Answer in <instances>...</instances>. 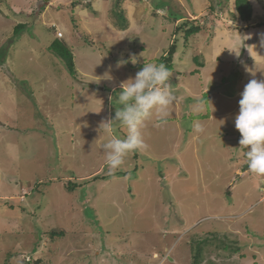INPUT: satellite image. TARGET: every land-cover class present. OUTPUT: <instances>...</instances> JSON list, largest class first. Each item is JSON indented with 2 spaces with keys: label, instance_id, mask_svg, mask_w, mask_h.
<instances>
[{
  "label": "rangeland",
  "instance_id": "1",
  "mask_svg": "<svg viewBox=\"0 0 264 264\" xmlns=\"http://www.w3.org/2000/svg\"><path fill=\"white\" fill-rule=\"evenodd\" d=\"M38 1L0 18L9 28L0 41V264H264V176L249 170L234 123L244 86L228 74L221 89L202 88L200 103L175 88L187 72L203 74L201 55L204 68L228 55L247 79L264 80V25L260 34L253 27L264 0H249L253 23L233 21L215 0H169V9L155 0ZM191 20L202 27L185 42L179 24ZM54 26L72 72L48 48ZM172 43L177 99L167 117L144 122L146 147L110 174L99 145L126 135L103 123L120 107V85L163 63ZM105 73L112 79L93 81Z\"/></svg>",
  "mask_w": 264,
  "mask_h": 264
},
{
  "label": "clouds",
  "instance_id": "2",
  "mask_svg": "<svg viewBox=\"0 0 264 264\" xmlns=\"http://www.w3.org/2000/svg\"><path fill=\"white\" fill-rule=\"evenodd\" d=\"M54 27L57 31L55 37L61 40L62 36L59 37L57 33L63 34L62 29ZM136 62V59L132 60L133 64ZM123 64L125 61L121 60L117 66ZM171 75L164 64L147 63L134 78L121 83V90L115 97L120 107L116 108L114 118L103 123L105 129L111 130L113 122H118L126 129V135L123 138L113 135L99 145L105 153V164L110 174L122 168L131 153L146 147L141 133L144 122L151 118L154 112L161 118L167 117L169 106L175 101L169 82ZM101 79L111 80L112 77L105 73L103 77L93 81L98 84ZM241 97L234 120L235 128L241 134L239 145L246 149V164L249 170L258 176H264V80H250L245 85ZM196 130L203 131L199 125Z\"/></svg>",
  "mask_w": 264,
  "mask_h": 264
},
{
  "label": "crops",
  "instance_id": "3",
  "mask_svg": "<svg viewBox=\"0 0 264 264\" xmlns=\"http://www.w3.org/2000/svg\"><path fill=\"white\" fill-rule=\"evenodd\" d=\"M13 1H16V0H0V5H1L0 6V18L5 16V17H7V18H5L6 21L7 20L9 21V19H11L10 13L5 12L4 9H12V13L13 14L14 13L18 14L19 13L18 10L14 11V9H15L16 6H20V4L22 6L23 0L21 1L20 4L18 2H17V4H15V3L12 4ZM35 1H38V0H35ZM4 5H5V7H4ZM28 7H29V5H27V10H28ZM32 7H33V4H32ZM28 11L31 12V14H32L33 13V8H32V11H30V9ZM173 21H175V20H173ZM3 22H5V21L0 20V32H2L1 35H0V41H2V38H3L2 36L5 35L9 31L8 25L6 24V22L5 23H3ZM251 22L253 23L254 21L252 20ZM258 23L256 22L253 25V27H254L255 31H258L259 34H260V33H262L260 31H263L262 27H259L260 28L259 30H258L257 27L258 26H263L264 24L263 25H257ZM19 25H23V24L20 23ZM233 26H235V25H233ZM252 31H254V30H252ZM180 48L186 49L185 45H182ZM251 48H252L251 51H253V52H255V50L257 49L256 47H253V43L251 44ZM182 52H184V51H182ZM254 55H255V53H253L252 55L247 56L246 58L250 59V57H253ZM226 57H222V56L220 57L219 55L214 56L212 58H213V63H215V64H210V65H208V67L204 68V66H205V62L203 61L204 57L201 55V58L198 61L202 62L201 65H200V68L203 71V74H200V72H201L200 70H198V71L195 70L196 72H194V71L192 73L191 72H187L186 76H184V77L180 76L178 79H176L174 76L171 75L172 78L176 79L175 88H180V85L184 84L185 85V89L183 90L185 92L184 93V97H187V95H189L191 97H194L196 101L199 99V103H200V101H201L200 99L202 97H204V95H203L204 92L208 91V89L211 90L212 86H219V88L221 89L223 85L230 83V81L234 82L235 79H236L239 84H242L245 87V85L250 81V79H247V77L244 75L245 71H243V73L240 74L239 73L240 71L236 70V64H234L235 62L232 61V59H230L229 56H228L229 61H227ZM261 57H262V55H261ZM220 59H222V60H220ZM223 61L225 63L223 64L222 67H220V63L223 62ZM218 63H219V65H218ZM245 63H246V61H245ZM248 64L251 65V61L250 60L247 62V64H245V68H246V66ZM0 65H3V64L0 63ZM186 71H189V69L186 68ZM8 73H10V72L8 71ZM228 74L232 76L231 80L230 81H228V80L224 81V78ZM175 76H178V74L176 73ZM0 79H2L1 76H0ZM4 80H7V78L5 77ZM187 81H188V83H187L188 85L186 83H183V82H187ZM205 85H207L208 89L206 91H203L202 88ZM194 86L196 87L195 90H193ZM196 91H199V94H200L199 96H195L196 95V93H195ZM230 92L231 93H228V92L225 93L224 92V94H225L224 98L227 99V98H229L232 95H236V94H233L234 92H232V90ZM239 93H240V91H237V94H239ZM175 99H177V97ZM174 103H175V101H174ZM47 118H49L48 114H47ZM256 247H258V246L255 245V246H252L251 248H256Z\"/></svg>",
  "mask_w": 264,
  "mask_h": 264
},
{
  "label": "trees",
  "instance_id": "4",
  "mask_svg": "<svg viewBox=\"0 0 264 264\" xmlns=\"http://www.w3.org/2000/svg\"><path fill=\"white\" fill-rule=\"evenodd\" d=\"M216 4H218L217 6L220 8L219 12H224L226 16H229L230 19H232L233 21L236 20H244V21H250L253 19L252 16V5L250 4L249 0H232V2H230V0H215ZM170 2L169 0H155V7H159V8H168L170 7ZM221 5V6H219ZM235 6L237 12H238V16L236 14L235 11H230V7ZM216 6V5H215ZM209 9L211 11V13H213V16H217V13H215V7L213 6H209ZM169 15L172 17L173 20L178 19L180 16H178V14L172 12L171 10H168ZM197 16V15H196ZM218 17V16H217ZM188 19V18H187ZM197 19V18H195ZM191 20L190 22H182L179 24V29L180 28H185L184 30V37L183 40L186 42L190 37L196 35L199 30L201 29L202 26H199V23L197 21H193ZM264 21L259 22L257 25H263ZM24 25H18L16 28V31H18L20 28H23ZM19 32V31H18ZM184 42L183 45H186ZM182 46V44H181ZM179 46V47H181ZM169 50L167 52V54L163 55V63L167 68L169 66V64L171 63V59L173 57V52L175 53L177 50V45H174V43H172L169 46ZM184 47V46H183ZM49 50H51L58 58H60L61 60H66V67L68 69H70V71L72 72V67H73V61H72V53L71 50L69 51L68 45L66 44L65 41H63L62 39H57L55 38V40L52 41V43L50 44V46L48 47ZM0 56H2L0 54ZM201 56H197L196 59H200ZM200 62V61H198ZM196 262L199 260V258H195Z\"/></svg>",
  "mask_w": 264,
  "mask_h": 264
},
{
  "label": "built area",
  "instance_id": "5",
  "mask_svg": "<svg viewBox=\"0 0 264 264\" xmlns=\"http://www.w3.org/2000/svg\"><path fill=\"white\" fill-rule=\"evenodd\" d=\"M57 35L60 37V36H62V33L61 32H58Z\"/></svg>",
  "mask_w": 264,
  "mask_h": 264
}]
</instances>
